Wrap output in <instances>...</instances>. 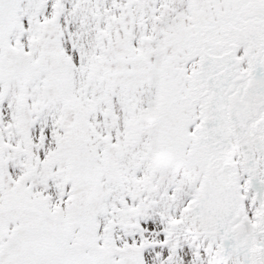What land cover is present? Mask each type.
Returning a JSON list of instances; mask_svg holds the SVG:
<instances>
[{"label":"snow or ice","instance_id":"snow-or-ice-1","mask_svg":"<svg viewBox=\"0 0 264 264\" xmlns=\"http://www.w3.org/2000/svg\"><path fill=\"white\" fill-rule=\"evenodd\" d=\"M0 264H264V0H0Z\"/></svg>","mask_w":264,"mask_h":264}]
</instances>
